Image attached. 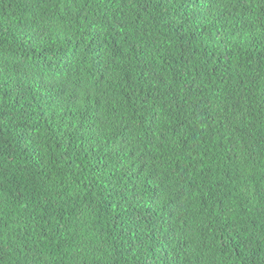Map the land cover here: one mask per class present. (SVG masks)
Here are the masks:
<instances>
[{
	"label": "trees",
	"instance_id": "1",
	"mask_svg": "<svg viewBox=\"0 0 264 264\" xmlns=\"http://www.w3.org/2000/svg\"><path fill=\"white\" fill-rule=\"evenodd\" d=\"M0 264H264V0H0Z\"/></svg>",
	"mask_w": 264,
	"mask_h": 264
}]
</instances>
